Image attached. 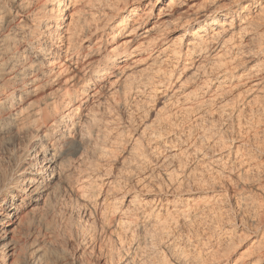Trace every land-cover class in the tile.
<instances>
[{
  "label": "bare ground",
  "instance_id": "bare-ground-1",
  "mask_svg": "<svg viewBox=\"0 0 264 264\" xmlns=\"http://www.w3.org/2000/svg\"><path fill=\"white\" fill-rule=\"evenodd\" d=\"M165 135L179 196L108 197ZM0 149V264H264V0H0Z\"/></svg>",
  "mask_w": 264,
  "mask_h": 264
},
{
  "label": "rangeland",
  "instance_id": "rangeland-1",
  "mask_svg": "<svg viewBox=\"0 0 264 264\" xmlns=\"http://www.w3.org/2000/svg\"><path fill=\"white\" fill-rule=\"evenodd\" d=\"M144 4H146V3H144ZM143 6H144V5H143ZM143 6H142V8H143ZM157 13H158V12H155V13H154V16H153L154 19L151 20V23H153V22H155V21L157 20ZM126 39H128V38H127L126 36H124L123 38H119L118 40H119L120 42H121V41L123 42V41H125ZM134 45L137 46L138 43L135 42ZM133 55H134V56L131 57L128 61L132 62V60L134 61V60L136 59V56H137V58H138V57L142 56L143 54H142V55L133 54ZM123 60H124V59H123ZM121 65H123V64H121ZM180 69H181V66H179V70H180ZM141 91H144V92H141V93H142V94L145 93V94L140 96L139 93H135V94H137L139 97H136L137 95L134 94L133 98L135 97L134 99H135L136 104H135V102L133 101L134 99H132V100H131V101H132V102H131V106H130V109H131L132 112H131V111H130V112H131L132 114H133V112L136 113V114L138 115V117L141 116V117L138 118L136 114H135V115L133 114V116H136V117L138 118V120H139L140 118H142V119L144 118L143 120H142V119H140V120L145 121V117H147V114H148V117H149L150 114H151V116H152V115L154 114V112H152L153 106H151V105H150V107L148 106V109L151 111V113H150V111H149L147 108H145V103L142 102L143 100H145V96L148 95L147 93H149V92H148L149 90H144V89H143V90H141ZM108 94H109V93L107 92V96H109ZM107 96H105V98H106ZM109 97H110V96H109ZM140 97H141V98H140ZM99 98H102V97L100 96ZM103 98H104V97H103ZM107 98H108V97H107ZM138 102H139V103H138ZM110 103H111V102H110ZM115 103H116L115 101H114L113 103H111L110 106H112V107H110V112H111V109H114V108H115V110H117L116 107H115V106H116ZM140 103H141V104H144V106H143V105H140V106H138V107H140V108H138L137 105L140 104ZM132 104H133L134 107L132 106ZM135 105H136V106H135ZM141 106H142V109L144 108V110L141 109ZM108 107H109V106H108ZM135 107H137L138 109H141V111H139V112H141V114H142V111H143V114L145 113V114H144L145 116L141 115V114L138 112V109L135 108ZM146 107H147V106H146ZM151 107H152V108H151ZM132 109H133V110H132ZM134 109H135V110H134ZM113 111H114V110H113ZM113 111H112V112H113ZM145 111H146V112H145ZM147 111H148V112H147ZM153 111H154V110H153ZM108 112H109V111H105V112H104V117H105V115H106V117H105L106 119H109V118L111 117V119H113V120L115 121V124H116L117 127H118V126H119L118 124H120V121H118L119 119H118V120H115V119L117 118V116H118V112H117V111H114L115 113L113 112L114 114H116L115 116H112V115L110 116V114H112V113L109 112V113H110V114H109ZM108 114H109V116H107ZM114 114H113V115H114ZM139 114H140V115H139ZM142 116H143V117H142ZM151 116H150V118H151ZM107 117H108V118H107ZM114 117H115V118H114ZM136 117H135V118H136ZM118 118H120V117L118 116ZM137 118H136V119H137ZM138 120H137V121H138ZM146 120H147V118H146ZM116 121H117L118 123H116ZM116 125H115V127H116ZM119 127H120V126H119ZM119 127H118V128H119ZM125 136H126V137H125ZM125 136H124L125 138L123 137L121 140L124 141V140L126 139V141H131L130 138L132 139V138L134 137V136L131 137V135H128V136H130V138H127L128 136H127V135H125ZM166 136H168V137H166ZM176 136H177V135H176ZM176 136H175V135H165L164 138H163V140H162L161 142H163V141H168V140H169L171 145L168 143L167 146H168V145H170L171 147L173 146V147H172V150H171V147L168 146L167 148H168L169 150H171V151H178V150L175 148V147L178 146V147H177L178 149H183V148H184L183 151L186 150V151H188L189 154H191V149H192V147H191V145H189L190 147H188V143H189V141H190V143H192V140H191V136H192V135H189V136H187V135H186V136H185V135H181V136H183V137H180V135H178L179 137H176ZM165 137H166V138H165ZM175 137H176V139L178 138L179 141L176 140V139H174ZM184 137H188L187 141L185 140L186 138H184ZM189 137H190V138H189ZM167 138H168V139H167ZM182 138H183V139H182ZM181 139H182V141H181ZM132 140H133V139H132ZM171 140H173V141L171 142ZM175 140H176V142H174ZM183 140H185L186 142L183 141ZM188 140H189V141H188ZM123 141H122V142H123ZM122 142H121V144H122ZM173 142H174V143H173ZM180 142H181V143H180ZM187 142H188V143H187ZM114 143H115V141L113 142V145H114ZM179 143H180V144H179ZM182 143H184V144H182ZM190 143H189V144H190ZM116 144H117V143H115V145H114L113 147H115ZM149 144H150V142H147V141L145 142V144H144L145 147L143 148V150H144V149H145V150L147 149V150H146L147 152L144 151L145 154H143V155L141 156V158H140V159H143V158H144V161L146 160L145 158H147V160H150L149 158H151V160L148 161V162L150 163V165L148 164V162L145 161V162H146V164H145V166H144L145 168L143 167L142 170H141V172H142L143 169H144V171H143L144 173H141L140 170H138L139 172H138L137 170H134L133 167H132V169L129 168L130 166H128V165H132V164L135 165V162H133V161H131V160H129V159H126V160L123 162L124 165H122L123 163L121 164V162H116V161H117L116 158H118V157L120 158L121 155H123V152H122V151H124V147H123V146H125V145H124V142H123V145H122L121 147H120L119 144H117V146L115 147V149L118 147V148H119L118 151L121 152V153H119V154H121V155H118V156H116V155L118 154V152L116 151V152H117V153H116V152L114 151V148L112 147V142L109 144V145L111 146V150L113 149V151L115 152L114 155L116 154L115 157H114V158H115L114 162H116V164H114V162H112V161H113V157H112L113 155H112V154H111V156H109L110 158L112 157V158H111L112 161H109L110 158L108 157V158H107V159H108V160H107V161H108L107 163H106V159H105V160L103 159V158H106V157H101L100 162H99V163H100V164H99V170H102V171H103L104 174H101V175H102L103 177H105V178H102L101 181L103 180L102 182H105V183H106V181L109 180V178H110V179L112 178V180L115 181L114 184H115V185L118 184V185L120 186V188H122V186H125V183L127 182L125 188H126L127 185H128V190L126 189V190H124V191H121V190H123V189H119L118 186H116L117 188L114 187V189L117 190L119 193L112 189V191H110V193H108V195H110V196H108V197L112 198V197H114V196L119 195L120 193H121V194H120L119 196H122V195H123V196H125V195H129V196H133V197H134L135 195L137 196V194H139V195L137 196L138 198H140V199H146V200H148V201H149V200L152 201V199H154L155 197H156V198H157V197H161V198H163L164 200H168V199L173 200V199H174V196H175V198H177V196H179V195L177 194V192H176L177 190L175 191V189H174V186H175V188H176V185H174V184H176V179H175V181H174L175 183H174V182H173L172 184H171V183H164V182L162 181V179L164 178L163 174L165 173V171H166L167 169H169V170H170V169H171V170H176V172H177V177H178L177 181L180 180V178H181V180H184L183 182H185V180H187L186 183H189V182H188V181H190L189 173H188V175L185 174V173H186L185 169L187 168L186 170H188V168H189V170H190V169L192 168V166H193V163H190V162H192V161L194 162L193 157H192V154H191V155L188 154V155H189V156L187 157L188 159L186 158V160H185V162H184V163H186V164L183 163L181 166H178V165H180V164H179L178 162H174V164H169V166L173 167V169H172L171 167H169L168 165H166L165 167L163 166V167H164V168H163L162 166H160V165L156 162L157 160H156V156H155V154H152L153 151H152V148H151V147H154L155 144L152 143L153 145L151 144V146H150ZM181 144H182V145H181ZM118 145H119V146H118ZM110 146H109L108 149H110ZM149 146H150V148H148ZM181 146H182V148H179V147H181ZM122 147H123V148H122ZM146 147H147V148H146ZM187 147H188L189 149H188ZM118 148H117V149H118ZM120 148H121V149H120ZM186 148H187V149H186ZM117 149H116V150H117ZM122 149H123V150H122ZM148 149L150 150V152H149ZM173 149H175V150H173ZM111 150H110V151H111ZM120 150H121V151H120ZM143 150H142V151H143ZM1 151H2V152H1ZM113 151H112V152H113ZM0 153H2V154H0V158H3V157L5 156V151L3 152V150L0 149ZM146 153H147L149 156L152 154V157H153V158H152L151 156H150V157H147V156H146V155H147ZM3 155H4V156H3ZM144 155H145L146 157H143ZM2 156H3V157H2ZM79 156H80L79 153L73 155V160H74V162H76V160H78L77 158H79ZM76 157H77V158H76ZM142 157H143V158H142ZM121 158H122V157H121ZM121 158H120L118 161H122ZM190 158H191L192 161H189ZM154 159H155V161H154ZM102 160H104V161H102ZM187 160H188V161H187ZM128 161H129V163H128ZM141 161H142V160H141ZM144 161H143V162H144ZM186 161H187V162H186ZM104 162H105L106 164H105ZM126 162H127L128 164H127ZM130 162H131V163H130ZM151 162L153 163L152 166H154V167L151 166ZM155 162H156V163H155ZM188 162H189V164H191L192 166H191V165L189 166ZM108 163H109V164H108ZM117 163H118L119 165H117ZM125 163L127 164L128 167L125 166V165H126ZM177 163H178V164H177ZM102 164H103V165H102ZM113 164H114V165H113ZM154 164H156V165H154ZM157 164H158V165H157ZM100 165H102V167H101ZM110 165H112V166H110ZM146 165H148V168H149V169H147V170H146V168H147ZM183 165H184V166H183ZM187 165H188V166H187ZM104 166H105V167L107 166V168H104ZM109 166H110V168H108ZM150 166H151V167H150ZM155 166H156V168H155ZM167 166H168V167H167ZM186 166H187V167H186ZM111 167H112V168L115 167V168L111 170ZM116 167H117V168L119 167V170L121 171L120 173H121V174L124 173L126 176H127L128 174H129V175H132V174H133V177H134L136 174H138V175L140 174V175H139V177H138L137 175L135 176L136 178L134 177V181H131V182L133 183V184H132V183H131L130 181H128L127 179H126L127 181L123 180V178L125 179L126 176H125V177H124V175L119 176V175H121V174L119 173L118 170L116 171ZM120 167H121V168H120ZM124 167H126V168H124ZM161 167H162V168H161ZM176 167H178V168H176ZM184 167H186V168H184ZM102 168H103V169H102ZM122 168H123V169H122ZM128 168L131 169V170H134L135 173H134L133 171L130 172V173L127 172V171H130ZM159 168H160V169H159ZM174 168H175V169H174ZM179 168H180V170H179ZM181 168H184V169H181ZM85 169H86V167H85V168H81V170H80V169H76V171H74V174H75V175H73V176L71 177V180H72V185H73V187H74V186L76 187L75 189H77V186L80 187V185H81V181L79 182V180H80L81 178H83L84 176H87V174H89V171L86 172ZM106 169H107V170H106ZM108 169H109V171L111 170L110 173L113 171V174H111V176H108V173H109V172H108ZM121 169H122V170H121ZM124 169H125V172H122V171H124ZM153 169H154V171H157V170L159 169V172L157 171L156 173H159V176H161V180H160V177H159V176H158L159 178L157 177L158 174L156 175V173H153V172H154ZM156 169H157V170H156ZM177 169H178L179 171H178ZM79 170H80V171H79ZM104 170H106L108 173H106ZM145 170H146V171H149V170H150V172L153 171V172H152L153 174H152V173H149V172H146ZM162 170H163V171L165 170L164 173H163ZM78 171H79V172H78ZM82 171H84L85 173H82ZM102 171H99V172L102 173ZM114 171H115V174H116L117 176H119L118 178H117L116 175H114ZM181 171L184 172V173H182ZM75 172H76V173H75ZM80 172H81V173H80ZM137 172H138V173H137ZM180 172H181L183 175H182V174L180 175ZM146 173H147V174L149 173V175H151V176H152V175H155L156 178H154V180L152 181V179H150L151 176H148V177H150L149 179H148L147 176H145ZM162 173H163V174H162ZM118 174H119V175H118ZM142 174H143V177H142ZM184 174H185V175H184ZM113 175L116 176V177H114ZM190 175H191V174H190ZM78 176H79V177H78ZM107 176H108V178H107ZM144 176H145V177H144ZM179 176H180V177H179ZM184 176H185V177H184ZM186 176H188V177H186ZM121 177H123L122 180H120ZM153 177H154V176H153ZM75 178H76V179H75ZM113 178H114V179H113ZM138 178H140L139 181L135 183V181L138 180ZM141 178H142V179H141ZM188 178H189V179H188ZM78 179H79V180H78ZM116 179H117V180H116ZM135 179H136V180H135ZM157 179H158V180H157ZM142 180H148V181H149L148 184H150L151 186L147 184L148 181H143V183L141 182V183H140L141 186L138 185L139 182L142 181ZM73 181H74V183H73ZM77 181H78V182H77ZM116 181H117V182L119 181V183H121L122 185L119 184V183L116 184ZM120 181H121V182H120ZM123 181H125V182H123ZM160 181L163 182V185H162V183H159ZM144 182H145V183H144ZM79 183H80V185H78ZM129 184H130V185H129ZM131 184H132V186H131ZM135 184H137V185H135ZM143 184H144V185H143ZM170 184H171L172 186H171ZM115 185H114V186H115ZM145 185H147V186H145ZM154 185H155V186H154ZM160 185H161V186H160ZM130 186H131V188H130ZM133 186H134V187H133ZM135 186H136V187H135ZM143 186H144V187H143ZM162 186H163V189H162ZM169 186H170V187H169ZM141 187H143V188H142L143 190L141 189ZM145 187H146V188H145ZM149 187H150V188H149ZM158 187L160 188V190H159ZM123 188H124V187H123ZM129 188H130V189H129ZM132 188H133V189H132ZM144 188H145V189H144ZM147 188H149V189H151V190H147ZM161 189H162V190H161ZM129 190H130V191L134 190V191H136V192L133 191V193H131V192H129ZM140 190H141V191H140ZM146 190H147V191H151V193H150V192H147V193H146ZM120 191H121V192H120ZM127 191H128V192H127ZM139 191H140V193H139ZM152 191H153L154 193H153ZM171 192H172V193H171ZM114 193H115L116 195H115ZM117 193H118V194H117ZM123 193H125V194H123ZM162 193H163V194H162ZM111 194H112V196H111ZM161 194H162V195H161ZM170 194H172V195H170ZM163 195H164V196H163ZM176 195H177V196H176ZM70 197L72 198V200H71ZM73 197H74V196H73ZM73 197H72V196H68L67 199H66V201H68V205H69V206L67 205V202H65L67 207L64 206V211H67V210H66V208H67V209H68L67 214H69V212H70V214H71V213H72V214H73V213H78V212H77V211H78V208H77V206L75 205V202H74L75 199H74ZM151 198H152V199H151ZM69 200H70V201H69ZM71 201H72V202H71ZM69 202H70V203H69ZM73 204H74V206H72ZM71 206H72V208H71ZM74 207H75V208H74ZM69 208L72 209V212H71V210H69ZM74 210H75V211H74ZM65 213H66V212H65ZM73 215L76 216V214H73Z\"/></svg>",
  "mask_w": 264,
  "mask_h": 264
}]
</instances>
